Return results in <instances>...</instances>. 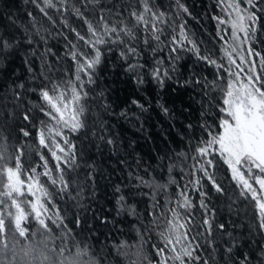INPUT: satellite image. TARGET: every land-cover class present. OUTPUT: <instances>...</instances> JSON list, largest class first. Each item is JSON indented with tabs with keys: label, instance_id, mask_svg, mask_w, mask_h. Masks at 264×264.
I'll return each instance as SVG.
<instances>
[{
	"label": "trees",
	"instance_id": "trees-1",
	"mask_svg": "<svg viewBox=\"0 0 264 264\" xmlns=\"http://www.w3.org/2000/svg\"><path fill=\"white\" fill-rule=\"evenodd\" d=\"M241 59L264 99V0H0V264H264L216 143Z\"/></svg>",
	"mask_w": 264,
	"mask_h": 264
},
{
	"label": "rangeland",
	"instance_id": "rangeland-1",
	"mask_svg": "<svg viewBox=\"0 0 264 264\" xmlns=\"http://www.w3.org/2000/svg\"><path fill=\"white\" fill-rule=\"evenodd\" d=\"M243 17L246 15L243 14ZM237 20L239 15L234 12L235 30L238 33L244 28H238ZM240 22L243 25L245 20ZM235 43L238 45L240 41ZM239 64L241 67L236 73L243 78L231 81L226 97L228 118L224 120L222 131L217 137V150L224 154L234 178L259 194L260 211L264 220V99L258 93L251 74L243 69L247 68V61L241 59ZM48 100L60 119L78 124L79 111L75 100L61 93L50 94ZM10 173L15 184L21 188L24 183L18 172L11 170Z\"/></svg>",
	"mask_w": 264,
	"mask_h": 264
}]
</instances>
